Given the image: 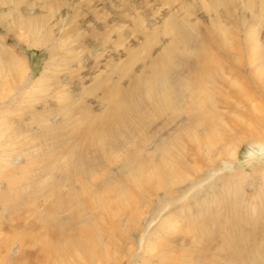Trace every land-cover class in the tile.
Instances as JSON below:
<instances>
[{"label":"rangeland","instance_id":"374dc122","mask_svg":"<svg viewBox=\"0 0 264 264\" xmlns=\"http://www.w3.org/2000/svg\"><path fill=\"white\" fill-rule=\"evenodd\" d=\"M247 53L263 64L262 81ZM202 64L207 68L195 69ZM207 77L212 82L202 87L217 103L216 117L228 133L222 127L207 132L203 125H190L186 98L176 100L174 111L161 112L147 99L164 90L180 91L185 83L195 93ZM227 97L232 105L223 102ZM247 98L256 110L246 106ZM239 103L243 109L237 108ZM87 129L95 134L87 135ZM88 137L101 140L102 146L88 147ZM195 137L205 147L209 141L215 144L210 160L191 157ZM163 148L169 165L189 177L178 184L179 193L170 202L183 216L176 213L171 223L193 232V224L212 219L213 228L206 229L219 236L218 226L235 210L239 221L256 218L264 229V0H0V172L7 163L9 181L17 184L8 194L9 203L17 199L9 204L11 212L36 222L30 221L31 210L49 203L42 198L46 191L77 199L70 206L63 202L67 197L53 198L55 215L76 212L84 197L92 198L90 191L107 182L118 187L115 194L122 196L125 208L124 193L134 195L128 179L120 178L126 175V160L138 158L158 167ZM194 165L200 172L195 173ZM156 167L150 173L154 177L160 172ZM161 175L166 183L173 179L171 173ZM81 184L91 190L83 194ZM142 206L135 212L146 213L141 231L126 239L133 240L138 256L166 213ZM217 213L225 214V220L215 222ZM100 215L106 220L104 212ZM9 219L11 227L15 222ZM10 235L11 241L15 234ZM114 253L122 255L123 250ZM71 255L65 264H73ZM223 255L224 250L210 254L215 264H264V253L233 256V263Z\"/></svg>","mask_w":264,"mask_h":264},{"label":"bare ground","instance_id":"6f19581e","mask_svg":"<svg viewBox=\"0 0 264 264\" xmlns=\"http://www.w3.org/2000/svg\"><path fill=\"white\" fill-rule=\"evenodd\" d=\"M248 58V64L253 67V69H251L257 74L259 80L262 81L260 78L263 75V64L252 55ZM205 61L207 62L206 59ZM211 65L214 66L212 61ZM199 67H203L204 69L207 68V66L205 68V65L202 64V66L197 65L195 69H199ZM12 69H14L13 66ZM16 70L17 69L15 68L14 71L16 72ZM19 71L20 70H17L18 75H21L19 74ZM194 71L197 72L198 70ZM203 80L204 81L202 82L199 81V85L197 86L199 88H197L195 93L188 90L189 85L187 84L186 86L185 83V86L183 84L184 87H182L180 91L164 90L161 92L162 94L160 97H154L153 94V97L147 95V99L150 104L153 105V110L158 109V111L161 112L164 108L166 110L172 109L177 103L176 100H182V102H184V99L186 98L188 103L184 106V114L186 115V119H188L187 122H189L190 125L196 126L197 128L198 126L203 125V129L207 132H213L212 130L219 131V129L221 130L220 127H222L223 131L226 132L227 130L224 126L225 124H222L223 120L221 121L220 118L216 117L217 112L215 111V105L217 103L212 100L210 91L206 90L205 87H202L203 84L205 85L212 81H210L209 77H207L206 80L203 78ZM226 81L230 84V86L232 85L233 88L235 86L237 88L234 80L227 79ZM248 98L244 99L248 104H246V106L254 109L253 101ZM230 101H232V99L227 97L226 101L223 102H226L227 106L233 104ZM239 104H237V108L243 109V106ZM256 109L257 108L254 110ZM177 118V116L176 118L173 117L169 120V122L166 121L165 124H171ZM260 119L261 118L257 117L256 120L258 121ZM259 124L261 125L260 122ZM248 126L250 127V125ZM214 128H216V130ZM86 133L87 135H90L94 132H90V130L87 129ZM92 135L93 134H91V136ZM88 138V147L91 146L97 148L99 145L102 146L101 140H96L93 137ZM225 138L221 139V141ZM144 142L147 145L150 141L146 140ZM211 142L209 141L208 144L210 145L205 147V143L201 144L199 139L196 137L193 138L192 143L195 148V154L191 157H194L195 159L196 156L203 155L210 160V150L215 147V144ZM153 153L152 156L154 155ZM159 153L161 155H159L160 159L158 167H156L154 163H152L153 165L150 163L148 164L146 161L142 162L138 158L126 160L125 165L122 168V174H124L125 171L126 175H121L120 178H122V181L128 179L134 195L124 193V197L126 198V201L124 199L125 208L121 207L122 198L120 199V197L122 196H117V194H115L118 187L109 185L107 182L105 185L101 184L98 188H94V190L92 189L93 191H90V186L81 184L80 189L82 190V193L87 194L90 191L88 194H92L93 196L90 200L84 197L79 205H74L77 208L76 212L72 209V211L66 215H55L56 209L52 204L53 198H57L58 201H62L64 197H67L63 200V202H68L70 206L72 205L71 202H76L77 199L74 197L72 200L73 197L70 193L62 196L56 194L55 191L54 195L52 191H46L42 198L49 200V203L46 202L47 204L40 206L39 210L36 208L35 210L33 208V211L31 210V213L33 212L34 214V218L30 219L29 217V219L30 221L35 220L36 222L34 223L28 222L26 220L27 218L16 216L17 213H14L13 211L11 212L9 204L10 206H13L17 199H15L14 202L12 201L9 203L8 194L17 184L16 182L11 183L9 181L7 163H4L5 166L2 167L4 170L0 172V264H46L48 261L52 260L55 261V264H65V261L69 259L67 256L70 253L72 254L71 258L74 257L73 264H123L124 262L126 264H146L149 261V263H153V260L158 261V263L156 261V264H215L216 260L213 256H210L212 252L216 254V252L224 250L225 256H223L225 259H228V262L230 263H233V260H231L234 259L233 256H237V258L240 256L252 258L258 255L260 257V255L264 253V229L260 220L255 218L250 219V221L247 220L246 222H241L239 219H236V216L241 215L238 214V212H235V210L231 211V214L229 212V216L226 220L223 219V217H226L225 214H218L219 212L215 215V218H213L215 222L217 220H225L221 224L218 223L220 224L218 226L220 231L219 236L218 234L217 236L214 235L213 230L212 233H210L209 229H206L208 226L209 228L211 227L210 221L212 219L206 220L207 222L205 223L202 221L203 223L198 225L193 224L195 225L194 229H192L193 232H188L187 229L182 228L183 226L179 227L180 223H171L169 221L171 219L170 217L175 215L177 210H172L173 208H171L170 202L179 193L178 190H176L178 188V184L183 182V179L187 180L189 177L187 178L184 174L181 175V173L177 171L179 170L178 168L176 170V167L172 168L169 165L168 161L170 156H168L166 149L163 148ZM149 156H151V154L148 153L146 158H149ZM183 161L185 160L183 159ZM185 165L187 166V164ZM154 166L156 167L155 170L160 171L157 173L158 175L156 177H154L153 173L150 174L151 171H154ZM191 168L195 171V173H197V171L200 172L201 170L200 167H196L195 165ZM137 173H139L138 177L135 176ZM142 173L147 174L143 176ZM165 173H171L173 175V179L167 181V183L164 182L165 179L162 178L161 175ZM99 190L101 193L97 194ZM79 194H81V192ZM129 204L134 205V210H125ZM139 205H143L142 207H146L145 209L147 210L150 209L153 213L156 207L160 208L162 211H166V213L163 215L165 216L163 217V220L158 223V227L156 229L154 228L155 233H152L147 237L145 244L142 247V254L138 256V254H136L137 248L134 249V247L131 246L133 244V240L131 239L130 242L127 243L126 239L131 238L130 232L133 233L134 238V234L141 231V222L144 220V216L146 218L145 212L141 216H138L135 213L136 209L139 208ZM80 211L87 212L79 214ZM225 211L227 212L228 210L225 209ZM25 212L26 208L23 210V213ZM100 212L105 213L106 220L100 215ZM178 213L182 215V211H178ZM78 214L80 215L79 217L77 216ZM226 215H228V213ZM185 216L186 215L184 213V218ZM7 217H9V220L13 223L15 222V224L11 227L9 226V223L7 224ZM75 217L78 218L76 219ZM106 229L107 231H105ZM10 232L15 234V237L12 238L11 241L9 240V235L11 234ZM151 232H153V230ZM157 232L166 235L165 238L163 239V237H160ZM190 232L191 234H189ZM103 235L106 237V243L101 240ZM188 235H192L193 237ZM186 236L190 237V242L188 241V243L186 242ZM231 237L234 241L228 240ZM257 239H259V242ZM215 240H219L222 245L219 246L218 244H215ZM112 244L118 251L123 250L122 255L114 253L116 249L111 248ZM14 246H17L16 254L13 253ZM69 248L71 249L70 253L68 251ZM56 259H58V261ZM66 264H68V262H66Z\"/></svg>","mask_w":264,"mask_h":264}]
</instances>
